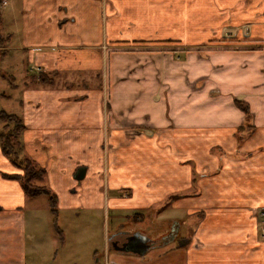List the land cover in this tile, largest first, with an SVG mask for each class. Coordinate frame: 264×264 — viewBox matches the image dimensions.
<instances>
[{
    "label": "crops",
    "instance_id": "1",
    "mask_svg": "<svg viewBox=\"0 0 264 264\" xmlns=\"http://www.w3.org/2000/svg\"><path fill=\"white\" fill-rule=\"evenodd\" d=\"M22 2L0 33V103L58 209L154 210L141 229L175 238L143 256L110 250L121 229L86 251L56 249L63 227L42 243L0 150V264H264V0Z\"/></svg>",
    "mask_w": 264,
    "mask_h": 264
},
{
    "label": "rangeland",
    "instance_id": "2",
    "mask_svg": "<svg viewBox=\"0 0 264 264\" xmlns=\"http://www.w3.org/2000/svg\"><path fill=\"white\" fill-rule=\"evenodd\" d=\"M3 1H5V3H3ZM22 8V0H0V33L3 32V34H5L7 31L11 30V28L13 30L15 29V25L13 24V12H20ZM7 58L8 56L6 55L4 59ZM3 68H5V66ZM6 85H8V82L3 83L1 88L7 91V93H10L11 91L7 89ZM14 101L15 100H13L12 96L9 100H3L0 105H6L7 108L5 107V109H8L12 113L16 114L18 113V107ZM37 184L46 185L45 178L40 182L38 181ZM27 200L29 205H27L26 208L27 216L35 218L34 222H36L39 226L37 237L42 243L46 244V239L48 238L46 235L47 230L55 237L57 242L58 236L55 235V233H57L56 227H60V229L62 227L64 228L65 242L56 246V249L59 251L77 252L90 250L101 242V236L104 232H106V229L108 230V234H112L116 229H123L131 226L137 228H150L154 226L152 225L154 221H156V226H159L161 223V221L154 220L151 217L154 210H151V215L148 213L149 211H140V217L135 216L134 219L132 215H129V211L127 210L109 211V218L106 222L104 212L102 211H100V213L103 214L98 215L96 211L90 209H79V211L78 209L60 210L57 207L58 202L56 201L55 205L52 207V209H55L56 212H53L47 196L41 195L36 198H27ZM78 212H80L79 218L77 214ZM75 213L77 214L76 218L73 217L75 216ZM181 214V210H178V213L175 216H180ZM28 232L29 230L27 228V238L29 234Z\"/></svg>",
    "mask_w": 264,
    "mask_h": 264
},
{
    "label": "trees",
    "instance_id": "3",
    "mask_svg": "<svg viewBox=\"0 0 264 264\" xmlns=\"http://www.w3.org/2000/svg\"><path fill=\"white\" fill-rule=\"evenodd\" d=\"M8 37L0 34V47L5 46ZM52 78H47L41 74L38 75L37 82L42 84L51 83ZM235 104L245 113L248 112L247 106L235 101ZM24 129L22 118L15 113H10L5 110H0V150L3 156L9 161V163L19 169V174H2L4 178L14 179L18 181L23 194L27 198H36L41 195L47 196L48 201L53 212H56L52 207L57 201L55 193L47 187V185H38L37 182L42 181L45 178L46 171L43 167H40L33 159L27 156L23 152V146L21 142V133ZM173 197V198H172ZM169 199L173 200L176 196H172ZM59 241L62 242V231L56 227Z\"/></svg>",
    "mask_w": 264,
    "mask_h": 264
},
{
    "label": "flooded vegetation",
    "instance_id": "4",
    "mask_svg": "<svg viewBox=\"0 0 264 264\" xmlns=\"http://www.w3.org/2000/svg\"><path fill=\"white\" fill-rule=\"evenodd\" d=\"M131 235H137V237L143 235V236H147L148 238H151L152 248L158 242H162L163 239L166 237L175 238V232L171 226L169 227L167 233L164 235H160V234L157 235L156 232H153L151 230L143 231V229L141 228L131 226L129 228L119 230L109 239L111 248L118 249L124 247V245L127 244V238H129Z\"/></svg>",
    "mask_w": 264,
    "mask_h": 264
},
{
    "label": "water",
    "instance_id": "5",
    "mask_svg": "<svg viewBox=\"0 0 264 264\" xmlns=\"http://www.w3.org/2000/svg\"><path fill=\"white\" fill-rule=\"evenodd\" d=\"M85 167L80 166L76 169L73 178L76 180H81L85 174ZM186 240H182L178 242V246L185 244ZM152 239L148 238L147 236H139L131 235L127 238V244L124 245L122 248L113 249L115 251L124 252V253H131L137 256H143L146 254L148 250L152 248Z\"/></svg>",
    "mask_w": 264,
    "mask_h": 264
},
{
    "label": "built area",
    "instance_id": "6",
    "mask_svg": "<svg viewBox=\"0 0 264 264\" xmlns=\"http://www.w3.org/2000/svg\"><path fill=\"white\" fill-rule=\"evenodd\" d=\"M242 33L244 35L248 34V27L247 26H243L242 27ZM30 70H35V71H40V67H35V66H31ZM259 217L261 218L262 222L264 223V207H261L259 209V213H258ZM261 232L264 235V225L261 227Z\"/></svg>",
    "mask_w": 264,
    "mask_h": 264
}]
</instances>
